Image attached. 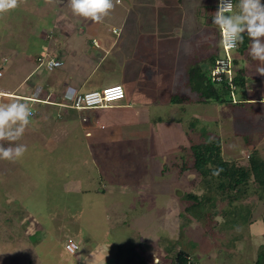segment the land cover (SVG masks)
Wrapping results in <instances>:
<instances>
[{"label":"rangeland","instance_id":"1","mask_svg":"<svg viewBox=\"0 0 264 264\" xmlns=\"http://www.w3.org/2000/svg\"><path fill=\"white\" fill-rule=\"evenodd\" d=\"M197 1L119 0L104 18V31L122 25L132 32L129 44L109 56L99 78L114 79L108 74L114 67L120 80L123 77L133 87L130 101L138 102L125 108L124 114L133 118L136 112L140 114L137 121L146 123L122 131L115 121L100 114L87 118L92 121L88 127L81 114L73 117L78 114L75 110H68L73 119H62L57 126L31 117L23 138L17 141L27 145L28 151L14 162L0 159V264H87L83 263L87 257L90 261L114 243L116 252L101 264H142L153 252L165 255L166 251L190 253L198 264H256L264 247V200L257 195L258 184L251 183L250 192L233 202L218 201L205 216V225L185 211L194 203L184 199L185 194L201 197L206 191L199 188L201 177L192 167V145L217 137L226 160L246 164L254 150L264 158V90L256 85L264 88V76L249 74L248 85L255 88L251 96L261 95V99L244 107L202 103L200 95L187 86L188 67L199 54L195 49L205 51L202 39L219 32L211 10L203 12V22L196 17L192 10ZM62 10L72 14L69 0H20L16 9L0 14V67L6 69L0 91L14 93L29 73L31 83L25 88L32 86L36 77L50 73L44 64L50 58L63 64L68 61L71 43L60 27L77 20L65 18ZM75 43L80 47V42ZM47 49L54 55L41 54ZM123 52L126 60L121 70L116 61ZM231 55L238 57L240 68L248 71L249 66V73L260 65L256 60L250 64L244 56L247 53ZM142 56L143 61L139 60ZM23 57H28V72L16 62ZM9 64L16 69H7ZM172 95L191 101L173 104ZM141 99L143 109L137 112ZM48 115L52 121L51 112ZM178 120L183 126L171 131L168 123ZM194 120L198 122L190 128ZM126 129L132 130L130 137L144 138L125 142L118 133L121 130L129 137ZM84 131H91L94 140H88ZM98 137L102 141L95 140ZM71 239L79 245L75 254L65 250ZM146 240H162L161 249L157 244L146 246ZM170 260L174 262V257Z\"/></svg>","mask_w":264,"mask_h":264},{"label":"crops","instance_id":"2","mask_svg":"<svg viewBox=\"0 0 264 264\" xmlns=\"http://www.w3.org/2000/svg\"><path fill=\"white\" fill-rule=\"evenodd\" d=\"M215 7H217V0L206 1V2H205V0H202V1L200 0L196 4V7L193 8L192 11L196 14V17H198V19L201 20V22H203L202 21V20H204L203 15L206 12L207 13L210 12V10L215 13L216 12V10H214ZM62 12L64 13L65 18H69L71 20V17H73L77 20V21H70L71 25L63 24L62 27L59 26L61 29H63L64 35L67 37L69 44L71 43V49H69V51H68V54H69L68 61H66V62L64 61L65 63L61 67L55 69L54 71L47 70L48 72H50L49 74H46L47 76H44V78H41V79L39 76L36 77L34 79L36 83H32V86H29V87L27 86L25 88V85H29L31 83L29 81H30V76L32 73L31 74L29 73L27 75V77L24 79V81L21 83V85L14 91V93H9V94H11L10 95L11 97H5V99L7 98L9 101L21 99L23 101L28 102L30 104V107L32 108V110L33 109L38 110V114L32 118H35V120H37V121L39 120L40 122L45 123V124H48L49 122L50 123L53 122L54 125L57 126L60 123V121H62V119L66 120V122H69V119H68L69 116L71 119H73V117H78V115L81 114L80 117H82L84 119L83 124L85 126L90 127L92 125V121L90 119H89L90 121H88L87 118H90L93 115L104 114V115H107L109 117L110 121H115L113 124L114 125L118 124L120 129H122V131H123L124 127L136 128L139 126L140 127L144 126V124L146 122L141 124V122L137 121V118L140 114L134 112L136 116H134L133 118H130L129 116H127L123 112V110L125 108H128V107L131 108L132 104L138 103L135 100V98H133V100L130 101V96H131L130 93H132L131 90H133V87L131 85L127 84L126 82H124L123 77L121 78L122 81L120 80L119 75L117 73H115L114 67H113V69H110L111 72L108 73L109 75L114 77V79H112L110 81L106 78L105 79L99 78L100 77L99 73H101L100 71L102 69H104V64L108 61L109 56L115 55L116 50L119 49L118 48L119 46L125 47V43L129 44V41H128L129 35L128 34H129V32H132V31L127 32L126 29L122 25H118V26L112 25V26H109V29L104 31L105 27H104V24L102 22L101 23H94L91 20H89L87 23L85 22L86 23L85 24L84 23L85 18L74 15L72 11L69 10V12L72 13L71 15H67L66 14L67 12H65L63 10H62ZM203 12H204V14H203ZM186 16H187V14L185 13V17ZM79 18L83 19V22H78ZM196 27H198V26H196ZM114 31H116V32H114ZM114 36H116V37H114ZM214 36L216 37V35H213V37H211V38H214ZM208 37L209 36L202 39V41H201L202 47H206L205 51H204V48H202V51H200V52L197 49H195L196 47L194 48L199 53L196 56V59H197L196 61H198V60L203 61V59L210 57L213 53H215L216 48L214 47V39L210 38L208 40ZM76 41L80 42V44H81V45H79L80 47H76L77 46V45H75ZM178 42H179V40H178ZM139 45L140 44L138 43V41L135 42L134 51L136 53L137 60H138V56H139ZM169 46L171 49H173L175 47V40L171 41ZM99 49H101V51ZM249 49L245 52V53H247V55H244V56L246 57V59L249 60L250 64L254 65L253 62H255V60H253L251 58V56L249 55ZM45 53H41V54L45 55V57H46V55H47V57L54 55V53L52 52L51 49H47V52H45ZM41 54L38 56V59H37L38 62H39V59L41 58ZM117 57H118L117 58L118 61H116V63L118 65H120L121 70H123L124 69V63L123 62H125V60H126V56H125L124 52H123V55L118 54ZM26 58L27 59H24V57H23V61H16V62H19L20 65H22V69H24V67H25L27 69V72H28V70H29L28 68H30V64H29V62L26 61V60H28V57H26ZM52 59H55V57H53ZM144 59H146V58H144L143 56L139 57V60L143 61ZM236 59L239 63L238 57ZM55 60L63 62L57 58ZM6 62L7 61H5V63ZM185 66H186V63H185ZM239 66H240L239 64L236 65V67H235V68H237L236 71L239 69H244V68H240ZM247 66L248 65H246V68H247ZM10 67H11V69H13L14 67H15L14 69H16L15 64H12V66L9 64L6 68L8 69ZM254 67L255 68L251 73H249L250 72L249 66L247 68L248 71L246 69H244L248 81H251V76L249 74L257 75L260 79L262 77L257 72V68L262 67V65L261 64L257 65V66L254 65ZM0 69L3 70V77H4L6 69H4V67H2V68L0 67ZM248 75H249V77H248ZM94 77H98V78H96V80L93 81ZM114 82H117V83H115L113 85L120 84L127 91V93H126L127 94L126 95L127 101L122 103V104L115 105L114 107L110 106L109 108H106V109L79 111L78 114L76 116H73V117H72V113H70L68 111V110L72 111L73 109H70V108H67V107L61 105L63 103L64 94L68 90H71L73 92V94H77V93L83 94V93L92 92V91H99V90H96V88L104 86L105 84H109V83L112 84ZM140 85H141V83H140V79H139V82H137V88H139ZM256 85L261 88V91L264 90V88H262V86H260L259 84H256ZM108 86H111V85H108ZM108 86L106 85V87H108ZM254 89L255 88L250 89V87L247 83L246 90L243 93H241V95L239 96V99H242V101L244 102V104H245L244 106H246L248 104H252L254 102H258L261 99L260 98L261 95L255 96V97L251 96V93H253ZM87 90H92V91H87ZM0 92L8 93L6 91H0ZM35 95L38 96L42 100V102L32 103V102L27 101V99L34 97ZM172 96H171V98H172ZM140 102H142V99L139 101V105L141 107L135 108L137 110V112H139L141 109H143V105ZM144 102H145V99H144ZM114 110H116L115 113H114ZM50 112H51V114H52L51 116L53 118L52 121L49 120L48 114ZM80 117H78V118H80ZM45 118H48V120H44ZM180 125H182V123L179 121L168 123V127H170L171 131H173V130L177 131V129H178L177 127H179ZM166 127H167V125H166ZM122 131L120 130V133H118V136L119 137L123 136V139L125 142L127 140L134 139L132 137H135V138L136 137L137 138L143 137L141 135L130 137L129 133L132 132V130H130V129L129 130L126 129L125 133H127V135L129 136V137H126V136H124ZM84 135L88 140H94V139H92L93 134L91 131H89L88 133H85V131H84ZM96 139L102 141L103 138L98 137V138H95V140ZM145 236H148V235H144V237ZM161 242H163V241L159 240L157 242H150V241L146 240L145 245L146 246L149 245L150 247L152 246L151 248H154L155 245L157 244L156 248L161 249V247H160ZM145 245H143V246H145ZM115 247L116 248L118 247L116 243H114V246H104L103 250L101 252L99 250V253H96L95 256H93L91 258L90 261H89L90 258L87 257L88 261H84L83 263L101 264L103 261H105L106 259H110L112 257V255H114V252H116ZM65 250H66V248H65ZM149 251L151 252V249H149ZM160 251L164 252L163 250H160ZM178 251H180V249H175V252H178ZM172 254L173 253L168 254L167 251H166L165 255H161V254L158 255L155 252H153V254H151L150 258L147 257V259L144 260L145 262H143L142 264H170L171 263L170 259L174 256ZM100 257H103V258L100 259ZM94 262H98V263H94Z\"/></svg>","mask_w":264,"mask_h":264},{"label":"trees","instance_id":"3","mask_svg":"<svg viewBox=\"0 0 264 264\" xmlns=\"http://www.w3.org/2000/svg\"><path fill=\"white\" fill-rule=\"evenodd\" d=\"M235 2L238 5V0H235ZM235 11H238L237 7ZM250 43L245 33L244 41L239 44L237 51L245 53L250 48ZM214 47L216 51L210 57L189 65L190 76H188L187 86L192 92L200 95V102L202 103L215 102L220 105L244 107L245 104L242 99L238 98L235 101L232 94L239 97L246 90L248 79L245 71L244 69L235 70L231 77H226L221 83H215L213 81V71L218 59L225 55L222 49L220 32L216 33ZM233 62L234 66L238 65L237 59L234 58ZM229 81H232V84ZM125 92L127 93L126 90ZM122 101L126 102L127 96ZM190 101V98L181 95H173L171 98L173 104ZM178 121L181 122V120ZM197 122L198 120L192 121L190 128L194 125L193 123ZM191 149L194 152L195 159L192 167L201 177L199 188L206 191L201 197L191 193L183 196L184 199L194 202L191 206L185 208L186 215L193 217L201 225H205V216L208 211L216 206L218 201H229L230 203L237 200L250 192L251 183L258 184L257 195L264 200V158L257 150L251 151L248 163L242 165L238 161H229L222 156L221 140L217 137L192 145ZM198 209H201L202 212H197ZM246 220H249L247 216ZM263 249L264 247L260 251L256 264H264ZM173 257L174 262L170 264H187L189 261L191 264H198L187 252L180 251Z\"/></svg>","mask_w":264,"mask_h":264},{"label":"clouds","instance_id":"4","mask_svg":"<svg viewBox=\"0 0 264 264\" xmlns=\"http://www.w3.org/2000/svg\"><path fill=\"white\" fill-rule=\"evenodd\" d=\"M51 2L52 0H45V3ZM19 3L20 0H0V14L16 9ZM69 3L74 15L101 23L114 10L119 0H69ZM236 7L238 11L233 13L232 0H220L217 11L213 13L212 23L221 34V44L225 49H235L243 43L246 33L251 42L249 55L264 65V0H238ZM51 67L50 64L49 68ZM257 72L264 76V67H258ZM10 95L0 92V97ZM27 101L38 103L30 99ZM32 116L33 110L26 101H0V159L14 162L28 151L27 145L17 141L23 138Z\"/></svg>","mask_w":264,"mask_h":264},{"label":"built area","instance_id":"5","mask_svg":"<svg viewBox=\"0 0 264 264\" xmlns=\"http://www.w3.org/2000/svg\"><path fill=\"white\" fill-rule=\"evenodd\" d=\"M220 0H218V5ZM233 3V12L236 10V2L232 0ZM217 5V9H218ZM222 40V37H221ZM239 46V45H238ZM224 51V56L218 59L216 67L213 71V81L215 83H221L226 77H231L235 72L234 58L232 57V52L237 51L238 47L235 49H225L222 46ZM43 64V63H42ZM46 67L48 70L53 71L63 65L62 62L55 59H48L46 61ZM52 65L51 69L49 65ZM3 77V70L0 69V78ZM232 84V81H229ZM68 91L63 97V103L61 105L73 109L75 111H84V110H99L109 108L113 103L120 102L126 98V92L122 85H111L105 87L103 90L92 91L87 93H77L73 94ZM234 96V94H232ZM11 97V96H7ZM5 97H0V101H3ZM33 102H42L38 96L29 98ZM38 114L37 109H33V116L35 117ZM66 251L70 254H75L79 250V245L77 242L70 240L66 246ZM187 264H191L190 261Z\"/></svg>","mask_w":264,"mask_h":264}]
</instances>
